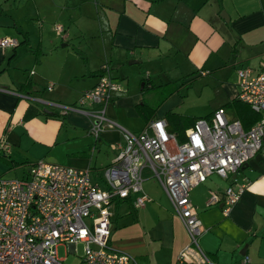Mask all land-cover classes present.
Instances as JSON below:
<instances>
[{
    "label": "crops",
    "instance_id": "1",
    "mask_svg": "<svg viewBox=\"0 0 264 264\" xmlns=\"http://www.w3.org/2000/svg\"><path fill=\"white\" fill-rule=\"evenodd\" d=\"M3 37L19 41L15 48H0V141L11 146L4 159L24 170L35 159L90 168L100 180L121 132L107 129L97 139L91 118L61 115L29 100L21 96L27 94L23 86L30 84L34 96L74 104L107 65L122 85L107 115L138 133L149 121L165 119L183 141L194 126L189 115L199 119L224 107L239 118L226 106L192 112L183 108L185 86L166 98L162 88L200 81L201 93L219 84L237 99V71L264 67V0H0ZM157 96L159 104L153 103ZM144 178L149 201L139 208L134 199L114 204L110 244L138 264H176L188 233L150 170ZM243 184L240 200L225 213V190ZM212 193L219 196L216 204H210ZM191 198L202 221L199 242L213 264H264V156L228 179L210 175Z\"/></svg>",
    "mask_w": 264,
    "mask_h": 264
},
{
    "label": "built area",
    "instance_id": "2",
    "mask_svg": "<svg viewBox=\"0 0 264 264\" xmlns=\"http://www.w3.org/2000/svg\"><path fill=\"white\" fill-rule=\"evenodd\" d=\"M57 29L62 30L59 26ZM17 46L15 37L0 39V48ZM237 75V99L260 118L245 130L241 121L230 117L222 107L210 117L199 118L183 142L168 130L165 119L151 120L138 133L107 115L115 94L122 91L107 65L98 83L85 91L77 103L63 104L21 94L57 109L61 115H86L92 121L90 133L97 139L104 130L117 129L122 140L116 144V155L103 169L100 180L93 177L90 168L45 159L25 165L24 178H0V264H66L58 254L62 245L76 255L77 247L82 245L78 264H138L130 254L110 244L112 209L120 200L134 199L137 208L149 201L144 190L147 169L164 189L188 233L189 243L176 264H213L199 242L203 230L192 203L193 188L212 174L228 179L255 156H264V67L257 73L242 68ZM0 153L9 156L11 146L0 141ZM245 189L246 184L225 190V213L230 212ZM219 201L218 194L212 193L210 204Z\"/></svg>",
    "mask_w": 264,
    "mask_h": 264
},
{
    "label": "rangeland",
    "instance_id": "3",
    "mask_svg": "<svg viewBox=\"0 0 264 264\" xmlns=\"http://www.w3.org/2000/svg\"><path fill=\"white\" fill-rule=\"evenodd\" d=\"M55 35L58 36L56 32H55ZM203 85L204 84L199 81L197 83L191 84L188 87H185V90L183 91L184 93L183 92L180 93L182 94L180 96L186 102L183 108H188L189 110H192V112L200 113V112H206L207 107H208V110H213L221 106H226L228 103L233 101V99L229 97V95L222 90L219 84L209 85L208 89H205L204 92L201 93V90L205 88ZM158 98L159 97L157 96L156 100L153 103L157 102V104H159L160 101H157ZM231 113L232 112L230 111L229 114ZM188 117L194 118L196 116L189 115ZM258 156L259 155L255 157H258ZM5 159L0 158V178L1 179L10 180V179H15V178H24L26 176L25 175L26 172L24 169H22L21 167L14 168V165L12 166ZM37 160L39 159L31 160L25 163H33V162H36ZM58 254H59V257L66 259L65 260L66 264H78L79 263L78 256L82 254V245H79L77 247V255L74 253H69L68 248L64 245L58 247Z\"/></svg>",
    "mask_w": 264,
    "mask_h": 264
},
{
    "label": "trees",
    "instance_id": "4",
    "mask_svg": "<svg viewBox=\"0 0 264 264\" xmlns=\"http://www.w3.org/2000/svg\"><path fill=\"white\" fill-rule=\"evenodd\" d=\"M101 73H102V69H101ZM191 80H187L186 82L182 83L180 86L178 87H171V88H167V87H164L162 88V93L165 94V97H168L170 94H172L173 92L175 91H178L180 88H182L183 86L185 87H188L189 86V82ZM31 86L30 84L29 85H24L23 86V91L29 95H33L34 96V93L30 90ZM163 102V101H162ZM160 103H161V100H160ZM226 108L228 109H232L234 110L236 116L239 118V120L241 121L242 123V126L245 130H249L252 125L260 118V114L254 112L249 105L241 102L240 100L238 99H233V101H231L230 103H228L226 105ZM43 112V111H42ZM44 113V112H43ZM48 115V114H46ZM57 116L60 117L59 114L56 113ZM206 117H210L209 116H206ZM183 120H188V118H182ZM194 120V123L198 120L197 118H192ZM150 122V121H149ZM180 142H183L182 139L179 140ZM4 155H2V157L0 158H3L4 159Z\"/></svg>",
    "mask_w": 264,
    "mask_h": 264
},
{
    "label": "water",
    "instance_id": "5",
    "mask_svg": "<svg viewBox=\"0 0 264 264\" xmlns=\"http://www.w3.org/2000/svg\"><path fill=\"white\" fill-rule=\"evenodd\" d=\"M44 112L47 113V114H52L50 110H48L47 108L44 109Z\"/></svg>",
    "mask_w": 264,
    "mask_h": 264
}]
</instances>
